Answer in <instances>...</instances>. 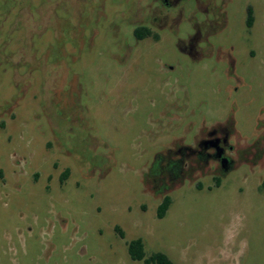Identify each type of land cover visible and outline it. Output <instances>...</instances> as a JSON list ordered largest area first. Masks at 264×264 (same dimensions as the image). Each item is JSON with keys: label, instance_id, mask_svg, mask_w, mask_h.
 <instances>
[{"label": "rangeland", "instance_id": "rangeland-1", "mask_svg": "<svg viewBox=\"0 0 264 264\" xmlns=\"http://www.w3.org/2000/svg\"><path fill=\"white\" fill-rule=\"evenodd\" d=\"M181 1L0 0V264H264V0Z\"/></svg>", "mask_w": 264, "mask_h": 264}, {"label": "trees", "instance_id": "trees-1", "mask_svg": "<svg viewBox=\"0 0 264 264\" xmlns=\"http://www.w3.org/2000/svg\"><path fill=\"white\" fill-rule=\"evenodd\" d=\"M251 24V17L249 15V25ZM133 35L137 40H142L149 36H152V32L148 27L139 26L133 30ZM154 36V35H153ZM156 38V36H154ZM183 157L181 156L178 159H168L158 154L151 166L149 171V175L152 177H157L162 173H167L171 178L175 179L180 176L183 171ZM68 175V171L66 170L60 177L61 181H63ZM218 184V180H216ZM171 203V199L168 196H164L162 201L157 207L156 217L161 219L165 216L166 211L168 210ZM127 253L131 260L133 261H143L144 264H173L170 259L163 253L154 252L146 257L144 244L141 239L131 240L127 244Z\"/></svg>", "mask_w": 264, "mask_h": 264}, {"label": "flooded vegetation", "instance_id": "flooded-vegetation-1", "mask_svg": "<svg viewBox=\"0 0 264 264\" xmlns=\"http://www.w3.org/2000/svg\"><path fill=\"white\" fill-rule=\"evenodd\" d=\"M162 4H164V6L167 7H173V6H178L182 1L181 0H159ZM204 1V5L205 8H209L211 7V4H214L213 7H215L216 3L219 1L220 3L222 2L221 0H202V1H196L197 4L199 3V5ZM198 6V5H197ZM212 8V7H211ZM247 18H246V26L247 27H251L252 25V13L250 8H247ZM249 15L251 17V24L249 25ZM213 135V134H210ZM226 145H227V138L226 136L223 137H215V138H209L206 140L201 141L200 146L201 148H211L213 149V158L216 159L217 161H219L220 166L226 170L229 168L230 164H231V160L226 156L225 152H226ZM228 148H231L230 146Z\"/></svg>", "mask_w": 264, "mask_h": 264}]
</instances>
